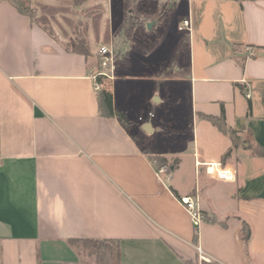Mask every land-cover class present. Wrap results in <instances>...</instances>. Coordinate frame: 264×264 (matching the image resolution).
Instances as JSON below:
<instances>
[{"label": "crops", "instance_id": "0c3cea01", "mask_svg": "<svg viewBox=\"0 0 264 264\" xmlns=\"http://www.w3.org/2000/svg\"><path fill=\"white\" fill-rule=\"evenodd\" d=\"M17 1L0 0V264H83L75 239L118 240V264L201 262L197 248L264 264V158L249 148H264V0H129L133 39L117 36L125 0ZM80 21L88 55L68 45ZM101 46L126 122L99 113ZM222 114L238 147L206 118ZM156 157L177 161L168 185ZM186 196L205 215L196 242Z\"/></svg>", "mask_w": 264, "mask_h": 264}, {"label": "trees", "instance_id": "16d2710c", "mask_svg": "<svg viewBox=\"0 0 264 264\" xmlns=\"http://www.w3.org/2000/svg\"><path fill=\"white\" fill-rule=\"evenodd\" d=\"M74 2L75 5H81L85 0H71ZM22 10V9H21ZM23 12V10H22ZM76 52L81 53L83 55H88L87 43L84 36L79 37V44L78 47L75 49ZM97 82L101 84V89L98 93V105H99V113L102 117L105 118H112V117H119L122 122H126L125 116L121 112H116L114 108V99L113 94L111 91L106 87L105 81L98 77ZM252 107L249 105V112H251ZM213 125L218 127L221 131L228 134L229 137L233 141L234 147H238L241 144L240 137L238 136L237 131L233 129H229L226 125L225 115L222 114L220 117L215 116H207L206 117ZM252 149L253 153L256 156L264 158V148L259 146H249ZM232 153V149L224 156L225 160L227 157L230 156ZM154 161L157 162L158 167L169 165L168 161L165 158H154ZM174 169L177 166V161H174L170 164ZM245 231V239H249L250 237V230L248 229L247 225L244 226ZM198 238V229H195V237L194 241L196 242ZM81 242L86 247L90 248L92 254L96 256V261L98 264H118L119 262V251H120V242L118 240H93V239H75L70 240V244H75ZM115 246V249L113 248ZM188 264H219L216 262L206 263L202 262L199 263L188 261Z\"/></svg>", "mask_w": 264, "mask_h": 264}, {"label": "built area", "instance_id": "2783aa9c", "mask_svg": "<svg viewBox=\"0 0 264 264\" xmlns=\"http://www.w3.org/2000/svg\"><path fill=\"white\" fill-rule=\"evenodd\" d=\"M190 21L184 20L179 27L180 31L189 30ZM250 50V48H248ZM99 66L94 74V79L96 82V89L99 91L101 89V84L97 82L98 77H101L103 81L113 80L115 71V53L106 46H101L98 52ZM249 98L250 95L247 94ZM204 166L207 174L214 176L215 178L227 182H235L237 180L238 172L235 168L224 167L221 163H211V164H201ZM174 168L171 165H165L156 168V176L160 183L168 185L172 179ZM181 204L185 207L195 229H198L200 224L205 220V215L201 211L198 202L193 197H181ZM199 253V259L201 262L211 263L212 260L204 254L201 248H197Z\"/></svg>", "mask_w": 264, "mask_h": 264}, {"label": "rangeland", "instance_id": "374dc122", "mask_svg": "<svg viewBox=\"0 0 264 264\" xmlns=\"http://www.w3.org/2000/svg\"><path fill=\"white\" fill-rule=\"evenodd\" d=\"M23 1H26V0H18L17 3L19 4V6H21L22 2ZM125 6H130L129 5V0H125ZM127 8V7H126ZM130 10H134L133 11V15L131 16L132 18L129 20V26L126 25L123 27L122 31H118L117 32V36H128L129 38L133 39L134 37V33L132 32L133 31V27L134 25H131L133 23H138L142 20L140 14L138 13V10H140V8L138 7H134V6H130L129 7ZM143 11L145 9H142ZM141 11V12H143ZM82 19V18H81ZM107 28H108V25H106ZM104 28V25L102 24V26H100V29L101 31L103 30ZM131 28V30L129 29ZM94 32L95 34V39L96 41H94L95 43H93V45L97 46L99 40L100 41H103L104 40V36H100V31L98 32V25H95L94 26V29H91L90 30V33L92 34ZM84 36L83 35V27H82V22L80 21L77 25H76V28L74 31H71V35L69 37V41H68V45L70 46V48L72 49H76L78 47V44H79V37L80 36ZM93 42V41H92ZM76 250L79 251V253L81 254V257H82V260H83V264H98L97 261H96V256L92 254V251L90 250V248L86 247L84 244H82L81 242L79 243H75L72 245ZM113 248L115 249V246H113ZM199 263H202V262H199Z\"/></svg>", "mask_w": 264, "mask_h": 264}]
</instances>
